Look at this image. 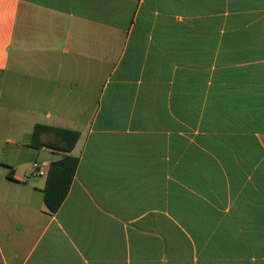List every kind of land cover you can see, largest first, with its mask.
I'll return each instance as SVG.
<instances>
[{"label": "crops", "instance_id": "crops-1", "mask_svg": "<svg viewBox=\"0 0 264 264\" xmlns=\"http://www.w3.org/2000/svg\"><path fill=\"white\" fill-rule=\"evenodd\" d=\"M0 264H264V0H0Z\"/></svg>", "mask_w": 264, "mask_h": 264}, {"label": "trees", "instance_id": "trees-1", "mask_svg": "<svg viewBox=\"0 0 264 264\" xmlns=\"http://www.w3.org/2000/svg\"><path fill=\"white\" fill-rule=\"evenodd\" d=\"M51 131H56V129H53V128H50L44 125H37L34 131L32 147L36 149H39L41 147H48L54 150H61L64 152H70L74 148L77 138H78V134L75 132L62 131L66 135H69L67 136V139H68L67 146L55 145L48 140H44V138L41 139L42 141L39 140L40 137H42L45 134L50 133ZM47 136L49 138V135ZM76 165H77V160L71 157H66L64 158L63 161L53 164L52 169H51L52 176H53V173H55V171H59V172H58L57 180L51 179V176H50L49 181H48V186L46 188V196H45L46 206L52 212L57 211L62 201L64 200L66 192L70 185L72 176L75 172ZM60 189L62 190L60 198L57 200H53V198H51L52 197L51 192L56 191V190L59 191Z\"/></svg>", "mask_w": 264, "mask_h": 264}, {"label": "built area", "instance_id": "built-area-1", "mask_svg": "<svg viewBox=\"0 0 264 264\" xmlns=\"http://www.w3.org/2000/svg\"><path fill=\"white\" fill-rule=\"evenodd\" d=\"M35 166L37 167V164Z\"/></svg>", "mask_w": 264, "mask_h": 264}]
</instances>
